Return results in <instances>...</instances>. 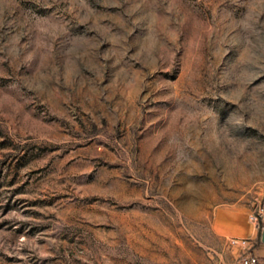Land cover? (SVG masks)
<instances>
[{
	"label": "rangeland",
	"instance_id": "1",
	"mask_svg": "<svg viewBox=\"0 0 264 264\" xmlns=\"http://www.w3.org/2000/svg\"><path fill=\"white\" fill-rule=\"evenodd\" d=\"M261 202L264 0H0V264H233L247 229L263 263Z\"/></svg>",
	"mask_w": 264,
	"mask_h": 264
},
{
	"label": "built area",
	"instance_id": "2",
	"mask_svg": "<svg viewBox=\"0 0 264 264\" xmlns=\"http://www.w3.org/2000/svg\"><path fill=\"white\" fill-rule=\"evenodd\" d=\"M251 221L259 219L262 221L264 219V202H261L257 210L249 215ZM263 225H260V228ZM227 244L237 250V254L234 257L233 264H259L258 258L253 255L252 247L255 241L249 236H230L227 238Z\"/></svg>",
	"mask_w": 264,
	"mask_h": 264
},
{
	"label": "crops",
	"instance_id": "3",
	"mask_svg": "<svg viewBox=\"0 0 264 264\" xmlns=\"http://www.w3.org/2000/svg\"><path fill=\"white\" fill-rule=\"evenodd\" d=\"M260 225H263V227H264V219L262 220V221H260ZM242 233H243V231H241ZM246 232H247V236H254L255 234H256V230L255 229H247L246 230ZM239 236H243V235H239ZM259 264H264V262L263 263H259Z\"/></svg>",
	"mask_w": 264,
	"mask_h": 264
},
{
	"label": "water",
	"instance_id": "4",
	"mask_svg": "<svg viewBox=\"0 0 264 264\" xmlns=\"http://www.w3.org/2000/svg\"><path fill=\"white\" fill-rule=\"evenodd\" d=\"M258 240L259 242L264 243V227H261L259 230Z\"/></svg>",
	"mask_w": 264,
	"mask_h": 264
},
{
	"label": "trees",
	"instance_id": "5",
	"mask_svg": "<svg viewBox=\"0 0 264 264\" xmlns=\"http://www.w3.org/2000/svg\"><path fill=\"white\" fill-rule=\"evenodd\" d=\"M259 227H260V223H259V225H258V230H259ZM259 232V231H258Z\"/></svg>",
	"mask_w": 264,
	"mask_h": 264
}]
</instances>
